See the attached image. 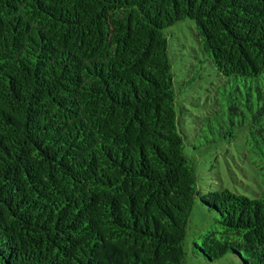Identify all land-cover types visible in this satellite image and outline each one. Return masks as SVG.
Wrapping results in <instances>:
<instances>
[{"label": "trees", "instance_id": "1", "mask_svg": "<svg viewBox=\"0 0 264 264\" xmlns=\"http://www.w3.org/2000/svg\"><path fill=\"white\" fill-rule=\"evenodd\" d=\"M186 18L220 78L199 132L247 129L253 197L197 188L164 34ZM195 198L194 253L264 264V0H0V264H185Z\"/></svg>", "mask_w": 264, "mask_h": 264}, {"label": "rangeland", "instance_id": "2", "mask_svg": "<svg viewBox=\"0 0 264 264\" xmlns=\"http://www.w3.org/2000/svg\"><path fill=\"white\" fill-rule=\"evenodd\" d=\"M194 22L186 18L164 30L168 40L172 70L179 83L180 122L186 153L192 159L200 192L226 188L232 192L255 196L259 190L255 175L245 165V127H234L232 140H211L209 131L199 132L204 116L214 109V90L220 83L214 68L204 60L193 35ZM191 83L185 86V82ZM215 213L208 210L198 198L192 205L185 233V264H242L239 258L225 254L208 261L193 252L194 242L203 243L204 233L213 224Z\"/></svg>", "mask_w": 264, "mask_h": 264}]
</instances>
